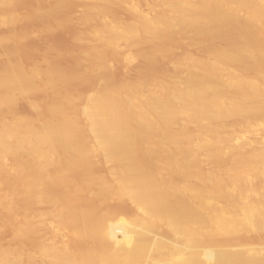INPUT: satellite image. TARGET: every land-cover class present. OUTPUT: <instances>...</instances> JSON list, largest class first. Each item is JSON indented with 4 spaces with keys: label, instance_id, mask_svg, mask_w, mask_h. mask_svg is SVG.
Segmentation results:
<instances>
[{
    "label": "bare ground",
    "instance_id": "obj_1",
    "mask_svg": "<svg viewBox=\"0 0 264 264\" xmlns=\"http://www.w3.org/2000/svg\"><path fill=\"white\" fill-rule=\"evenodd\" d=\"M11 1L0 0V26ZM79 1L78 23L89 26L82 38L92 46L81 68L103 78L79 111L71 108L75 99L55 95L62 78L56 70L22 73L8 52L2 54L0 193L18 200L20 221L14 225L7 212L3 222L16 245L0 250V264H264L263 249L237 241L264 233V0L151 1L144 2L146 11L137 0ZM110 5L125 8L132 20L105 17L101 11ZM175 35L186 45L217 44L210 42L199 56H180L151 79L115 83L108 77L110 83L103 76L114 55L132 63L144 56L128 49L151 44L147 51L162 56ZM10 40L0 36V48ZM100 46L111 50L109 62ZM34 91L57 99L43 100L41 108L26 100L36 118L29 110L30 118L9 112L8 120L15 100ZM137 156L146 168L135 163ZM96 157L113 165L106 177L87 175ZM72 172L82 177L69 187L64 176ZM110 197L126 200L136 220L99 211L98 203ZM152 230L165 238L150 250L120 243ZM32 234L38 244L29 252ZM23 240L28 248L17 246ZM208 241L213 244L200 250ZM227 242L232 248L222 250Z\"/></svg>",
    "mask_w": 264,
    "mask_h": 264
},
{
    "label": "rangeland",
    "instance_id": "obj_2",
    "mask_svg": "<svg viewBox=\"0 0 264 264\" xmlns=\"http://www.w3.org/2000/svg\"><path fill=\"white\" fill-rule=\"evenodd\" d=\"M137 1H138L137 3H139L138 8H139V5H141L139 10L144 11L143 9L145 8V11H146L148 6L151 5V1H152V4H154V2L156 4H161L165 0H137ZM53 2H55V5L53 4ZM144 2H147L149 5L146 3L148 5L147 6ZM107 8L105 11H101V12L103 15H105V17H108L110 20H113L114 22L123 23V22H128L132 20V17L131 19L129 17L131 15H129L126 9L123 7L110 5ZM83 13H84V5L81 4L79 0H12L10 5L7 8V14L9 17L8 21L5 24L0 26V36H3L5 34H9L11 36V40L0 48V70L2 69L5 63V58L2 55L4 54V52L9 53L10 55L9 58H10L11 63H14V64L16 63L18 64V66L20 65V68H21L20 70L22 73H29L30 71H37V70L38 72H42V71L47 70V67L49 69V66H50L51 69H54L58 73H60L62 77L61 81L58 83L56 87L57 94L55 95L59 96L58 98L68 96V97H71L72 99H75L76 102L74 106L71 108L73 111H79L80 105L82 104L86 96L91 93H94L97 90V87H98L97 85L99 81L103 79L102 76H98V75L93 76V77L89 76L87 73L82 71V68H81V64H80L81 58L83 59L85 54L90 53L91 52L90 50L92 49V46L88 45L89 43L88 44L85 43V41L82 38V36L84 37L85 30L89 29V26H86L87 29L82 28V27H85V25L78 23V19L81 16H83ZM55 22L57 24H55ZM79 24L82 26H80ZM37 28H39L41 31L37 32L39 30ZM77 37L82 38V40ZM176 37L177 36L175 35V37H172V40L168 41L169 43L167 44H170V46L172 47L168 46L169 47L168 51L162 56H159L156 54L153 55L150 52L152 49L151 48L152 46L151 44H149L148 46L147 43H145L147 45H139L136 49L135 48L132 50L130 49L131 52L133 51L132 53H130L128 49L127 52H129V54H137L138 51L140 54L143 53L142 55L145 58L144 57L143 59L139 58L141 63L139 59H137L132 63L123 64L122 63L123 61L118 56L114 55V57L112 58L113 54L112 52L109 53L111 51L110 49L108 50L107 47L100 46L99 50H100V53H102L101 54L102 57L105 58L106 60L109 56V58L111 57L114 60L116 59L115 63H117L115 64L113 61L109 62L106 60L107 62L110 63V66L108 67V70L105 71L104 73L106 75H103V76L106 77L110 83H114L115 81H116L115 83H128V82L136 80L137 77L138 79H151V78H154V75L156 77L158 76L157 74H161L167 70H171L173 65L176 63L177 59L182 55L190 54V53L191 55H194V56L201 55L202 51L200 50L201 49L204 50L205 46L207 47L210 46L209 44H211L213 41V40L211 41L210 39V41H207V43L209 42V44L208 45L205 44V46L201 48V47H198L199 45L198 43L196 44V40L194 41L195 42L194 44L196 45L191 46V44L193 43L189 42L190 44L188 43L189 45L188 46L186 45L187 42L185 44L183 36L177 37L179 39H183V41L180 40L182 41V44L181 42L178 41V39H176ZM76 39H77L78 44L76 43ZM202 42L203 44L206 43L204 42V40ZM140 46L144 47V49L142 48L143 51L140 50L141 48ZM194 46H197V47H194ZM149 48H150V51H147L149 50ZM145 51L147 53H145ZM127 52L125 50L124 53H127ZM151 55L153 58L151 57ZM143 61L145 62L143 63ZM111 62H113L112 64L114 65H112ZM133 63H135V65ZM141 70H143L144 72L142 73ZM68 75H71V76H68ZM108 77H110L114 82H111V79ZM45 92H46V95H45ZM50 93H51L50 91L49 92L48 91H38V92L34 91L32 94L28 95V99L26 97H23L22 99L18 97L19 100L17 101L19 102H16L15 100L16 104L14 102V107L13 105H11L10 107L11 109L9 108L8 116L6 117L8 118L9 112H11L15 116L19 115V117L20 115H22V117H25V115L27 116L29 114L28 118H30L32 115H30L29 113V110H31V108L29 107V102H33L32 100H34L36 103L40 102V104H37V105H39V108H41V105L43 104V100L49 101L50 98H54L55 95H53V93H51L52 94L51 95ZM45 99H49V100H45ZM54 99H57V98H54ZM26 100L27 101L30 100V101L27 102L26 104ZM27 107H29L30 109H27ZM66 109L63 108L64 111H67ZM31 111L33 112V110ZM41 112L42 111H39V113ZM11 113H10V117L11 115H13ZM33 113H34L33 114L34 117L32 116L30 119L36 118L37 113L35 112ZM6 117L5 119L7 120ZM9 119L10 118H8V120ZM135 163L140 167L146 168V164L144 160L141 159L140 156L136 157ZM203 164L205 167H207L204 160H203ZM111 168H113L112 164L106 163L105 160L101 157H96L95 159L89 161L86 172H87V175L95 177V178L96 177H106L109 169ZM81 177L82 175L80 173L72 172L64 176V181L69 187H71L77 184L80 181ZM11 184L13 183H10V186ZM4 192L5 191L0 193V198L2 197L1 199H7L6 207L8 206L7 207L8 209L6 211L5 209L0 210V250L4 248H5L4 250H6L7 248L13 247L16 245L13 242V240H11L12 233L10 234V230H8L9 228H7L8 226L4 225V222H3L5 221L7 217L6 216L7 212H11V214L13 215L12 223L14 225L18 224V221H20V217L18 216V214L16 216H18L19 218L14 216L17 211L18 205H19L18 200L15 198H9L8 200L7 195H6L7 193H4ZM98 204H99L98 205L99 211L112 215L116 219L124 220V221H135L136 220V213L130 208L126 200L116 201L110 197L109 199L101 201ZM41 210H43V208H41ZM44 221L46 222V224L49 223V219L47 216H44ZM66 229L67 228L65 227L63 228L60 227L58 229V233L66 236V233L68 231V230L66 231ZM6 232L8 233L9 236L7 235ZM28 237L30 238L29 239L30 241L27 240ZM28 237L26 240L28 242H31V246H30V243H27L26 240H23L24 242H22L21 244H17V246H20L21 248H28V245H29L30 248L28 249L30 250L29 252H31L34 249L33 246L34 247L37 246L38 242H36L37 241L36 235L35 236L33 235V238L35 237L34 238L35 241L31 240L32 237L30 236ZM164 238L165 236L162 231L152 230L150 233L146 234L145 236L128 235L122 238L120 240V243L126 247L131 246L135 250L143 251V250H150L154 248L157 244L162 242ZM237 241H239L242 244L247 245L246 249L255 248V249L264 250V233L259 234L257 236L253 235L249 237L245 234H242L237 238ZM212 244H213L212 242L208 241L205 243V245L199 246V249L201 250V248H203L204 246H211ZM15 248L16 247H14V249ZM18 248L16 249L21 250V248L19 249ZM220 248L222 250H230L232 248L231 242L222 243ZM22 250L24 252H28V250L27 251L25 249H22ZM22 250L21 252H23Z\"/></svg>",
    "mask_w": 264,
    "mask_h": 264
}]
</instances>
